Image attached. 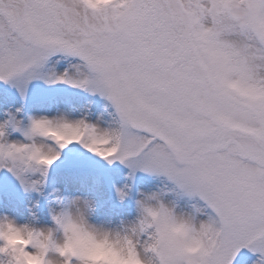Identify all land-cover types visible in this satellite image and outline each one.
<instances>
[{
	"label": "snow or ice",
	"instance_id": "1",
	"mask_svg": "<svg viewBox=\"0 0 264 264\" xmlns=\"http://www.w3.org/2000/svg\"><path fill=\"white\" fill-rule=\"evenodd\" d=\"M113 161L154 181L135 264H264V0H0V214ZM33 258L85 260L0 232V264Z\"/></svg>",
	"mask_w": 264,
	"mask_h": 264
},
{
	"label": "clouds",
	"instance_id": "2",
	"mask_svg": "<svg viewBox=\"0 0 264 264\" xmlns=\"http://www.w3.org/2000/svg\"><path fill=\"white\" fill-rule=\"evenodd\" d=\"M94 3H100V0H94ZM57 193L59 189L50 193L53 204L48 208L49 224H39L33 211L29 212L30 219L24 222L0 214V232L11 242L19 241L21 233L32 232L35 239L45 245L80 253L85 258L84 264H135L132 257L121 252L127 224L95 222L90 218L94 203L89 197L65 195L57 199ZM38 203L33 201L29 208L37 207ZM185 246L188 251L195 252L200 247V241L191 237ZM28 264H38V260L29 259ZM53 264L61 262L54 261Z\"/></svg>",
	"mask_w": 264,
	"mask_h": 264
},
{
	"label": "rangeland",
	"instance_id": "3",
	"mask_svg": "<svg viewBox=\"0 0 264 264\" xmlns=\"http://www.w3.org/2000/svg\"><path fill=\"white\" fill-rule=\"evenodd\" d=\"M129 171L127 166L120 161H113L111 165L105 162L103 166L75 178L67 188L65 183H49L43 195L27 194L15 189L12 194L21 201L22 214L18 221L29 220V213L25 206L30 205L32 201H38V206L33 208V212L38 217V223L49 224L48 208L53 204V196L50 195L53 187L59 189L61 196L80 195L89 197L94 203V210L90 218L95 222L116 225L122 220L125 222L131 220L136 215L135 200L139 198V193L147 191L154 181L151 176L140 170H137L129 178L127 176ZM124 184L129 185L125 189L128 195L121 200L116 193V188L122 187Z\"/></svg>",
	"mask_w": 264,
	"mask_h": 264
}]
</instances>
